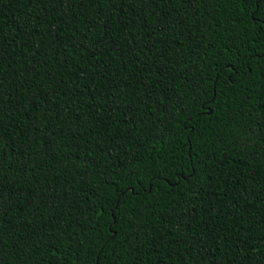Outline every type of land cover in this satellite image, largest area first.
<instances>
[{
	"label": "trees",
	"instance_id": "trees-1",
	"mask_svg": "<svg viewBox=\"0 0 264 264\" xmlns=\"http://www.w3.org/2000/svg\"><path fill=\"white\" fill-rule=\"evenodd\" d=\"M234 8L0 0L5 264H264V38ZM225 60L251 71L221 84L212 73ZM197 92L215 99L177 140L174 117ZM137 164L168 183L127 192L115 246L101 245L95 205L109 221V185Z\"/></svg>",
	"mask_w": 264,
	"mask_h": 264
},
{
	"label": "snow or ice",
	"instance_id": "snow-or-ice-1",
	"mask_svg": "<svg viewBox=\"0 0 264 264\" xmlns=\"http://www.w3.org/2000/svg\"><path fill=\"white\" fill-rule=\"evenodd\" d=\"M229 3L235 6L234 11L239 12L240 15L244 17L246 23L249 20L252 22L250 25L252 31L251 39L255 41L257 37L264 38V0H229ZM245 51L247 52V56L245 57V59H250L253 56L252 51L247 48H245ZM234 63L235 62L232 60H225L222 63L218 61L217 66L213 69L212 78L223 84L226 80H229L233 75H235L237 78L236 82H239V80L242 79L244 73H249L251 71L250 66H234ZM201 85L207 87L209 93L211 92L210 84L208 83V81L204 80L203 77H201L200 85H197V87H200ZM209 93H205L207 99H201L199 92L195 93L191 97H184V100L187 101V103H183L178 109L179 113H182L183 115L179 116V118L174 117L176 126L169 132V135L171 137L178 140L179 133L185 131L180 127V124L191 123L196 119L198 114H203V111L207 109L208 104L213 102V100L215 99ZM194 130L195 129H193V131ZM130 163H134V161L130 160ZM163 163L167 165V160H165ZM194 174L195 170L193 169L192 171H189L187 176L181 174L180 178L177 179L176 173H173L171 177L174 181L172 187H177L181 180H189ZM142 176L144 182H141ZM124 180H127L128 183H123ZM168 180L169 177L168 175H165L163 169L158 172L153 171L150 174L144 175L138 164L134 167H130L124 176H118V183L109 185L112 189V212L110 214L109 221L101 223L104 217V202L95 205V222L93 224V227L94 229H99L98 231H96V239L98 243L101 245H111L113 247L115 246L116 241L115 237L113 236V224L117 222V213L121 212V200L125 197V194L127 192L132 191L133 188L137 189V195L139 194V190H146L151 192L152 187H155L159 184H167ZM89 211L91 212L93 211V209L90 207ZM103 232H106L107 234L103 235V237L101 238V234ZM3 243V239L0 238V245H3ZM100 250L103 251V248H101ZM52 253L53 255L57 254V249L55 247L52 248ZM0 264H5L2 258H0ZM97 264H99L98 261ZM113 264H115V261L113 262Z\"/></svg>",
	"mask_w": 264,
	"mask_h": 264
}]
</instances>
